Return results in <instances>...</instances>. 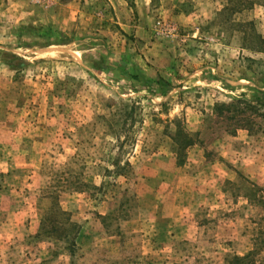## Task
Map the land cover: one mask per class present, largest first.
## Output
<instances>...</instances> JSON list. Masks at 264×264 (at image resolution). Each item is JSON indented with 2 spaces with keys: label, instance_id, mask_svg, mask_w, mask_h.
<instances>
[{
  "label": "rangeland",
  "instance_id": "1",
  "mask_svg": "<svg viewBox=\"0 0 264 264\" xmlns=\"http://www.w3.org/2000/svg\"><path fill=\"white\" fill-rule=\"evenodd\" d=\"M0 264H264V0H0Z\"/></svg>",
  "mask_w": 264,
  "mask_h": 264
},
{
  "label": "trees",
  "instance_id": "2",
  "mask_svg": "<svg viewBox=\"0 0 264 264\" xmlns=\"http://www.w3.org/2000/svg\"><path fill=\"white\" fill-rule=\"evenodd\" d=\"M238 259H241V258H238ZM242 259H246V258H242Z\"/></svg>",
  "mask_w": 264,
  "mask_h": 264
}]
</instances>
